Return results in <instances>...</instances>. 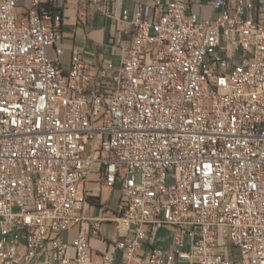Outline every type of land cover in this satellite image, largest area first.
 Wrapping results in <instances>:
<instances>
[{
  "label": "built area",
  "instance_id": "obj_1",
  "mask_svg": "<svg viewBox=\"0 0 264 264\" xmlns=\"http://www.w3.org/2000/svg\"><path fill=\"white\" fill-rule=\"evenodd\" d=\"M22 3L0 0V264H91L92 173L120 193L102 264H264V0L122 8L120 58L65 72L63 11Z\"/></svg>",
  "mask_w": 264,
  "mask_h": 264
},
{
  "label": "crops",
  "instance_id": "obj_2",
  "mask_svg": "<svg viewBox=\"0 0 264 264\" xmlns=\"http://www.w3.org/2000/svg\"><path fill=\"white\" fill-rule=\"evenodd\" d=\"M149 1L118 0L115 5L111 6L112 17L106 18L98 14L84 0H54L56 9L64 13L58 27L62 35L61 43L57 44V47L62 49L58 67L64 72L68 69L72 48L80 50L89 69L102 65L105 61L118 60L129 41L125 36L120 37L122 29L121 23L118 22L120 9L132 8L137 3H148ZM197 1L191 0L190 10L204 18L209 14V8L205 5L199 8ZM47 55L55 59L54 49H47ZM86 187L88 190L87 204L91 208V212L87 213V220L104 218L100 225L99 235L90 236L91 264H102V253L116 239L112 219L120 193L116 188L109 189L104 186L98 173H92L89 176ZM73 235L74 232H70L64 236V239L69 241ZM119 258V253H116L110 264H119Z\"/></svg>",
  "mask_w": 264,
  "mask_h": 264
},
{
  "label": "rangeland",
  "instance_id": "obj_3",
  "mask_svg": "<svg viewBox=\"0 0 264 264\" xmlns=\"http://www.w3.org/2000/svg\"><path fill=\"white\" fill-rule=\"evenodd\" d=\"M22 4H24L25 5V8H27L28 7V4H27V0H23V3ZM86 62V61H85ZM101 198L103 199V195L101 196ZM99 218V217H98Z\"/></svg>",
  "mask_w": 264,
  "mask_h": 264
},
{
  "label": "bare ground",
  "instance_id": "obj_4",
  "mask_svg": "<svg viewBox=\"0 0 264 264\" xmlns=\"http://www.w3.org/2000/svg\"><path fill=\"white\" fill-rule=\"evenodd\" d=\"M91 219V218H90Z\"/></svg>",
  "mask_w": 264,
  "mask_h": 264
}]
</instances>
